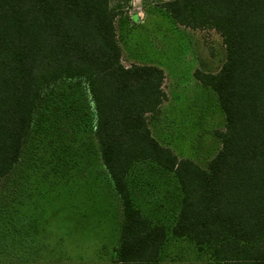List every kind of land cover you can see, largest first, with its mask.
Returning <instances> with one entry per match:
<instances>
[{
    "label": "trees",
    "instance_id": "1",
    "mask_svg": "<svg viewBox=\"0 0 264 264\" xmlns=\"http://www.w3.org/2000/svg\"><path fill=\"white\" fill-rule=\"evenodd\" d=\"M161 7L180 25L214 30L225 48L219 71H194L224 114L221 147L206 166L151 134L147 115L166 98L165 74L121 63L119 10L110 0H0V179L22 155L43 87L84 80L98 152L124 204L112 258L159 263L167 229L133 208L126 182L132 162L149 160L180 188L174 236L210 249L214 264H264V0H164Z\"/></svg>",
    "mask_w": 264,
    "mask_h": 264
},
{
    "label": "rangeland",
    "instance_id": "2",
    "mask_svg": "<svg viewBox=\"0 0 264 264\" xmlns=\"http://www.w3.org/2000/svg\"><path fill=\"white\" fill-rule=\"evenodd\" d=\"M163 1L110 0L119 10L120 61L164 71L166 98L156 115H147L151 134L205 167L221 147L224 114L194 71H219L225 48L214 30L176 23ZM40 97L22 155L0 179V264H121L112 253L125 226L124 204L98 152L87 85L56 81ZM126 182L133 208L167 229L158 264H214L210 249L171 233L181 204L173 173L137 160Z\"/></svg>",
    "mask_w": 264,
    "mask_h": 264
}]
</instances>
